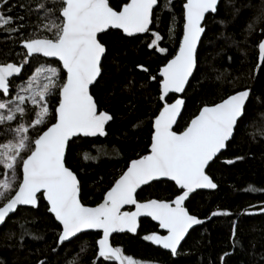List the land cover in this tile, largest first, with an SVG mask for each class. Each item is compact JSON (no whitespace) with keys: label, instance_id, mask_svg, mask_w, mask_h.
<instances>
[{"label":"snow or ice","instance_id":"6c2138e0","mask_svg":"<svg viewBox=\"0 0 264 264\" xmlns=\"http://www.w3.org/2000/svg\"><path fill=\"white\" fill-rule=\"evenodd\" d=\"M219 2L184 0L182 37L175 54L159 69L158 76L151 74L143 64L137 65L148 73L141 87H147L149 80L155 81L159 86L158 99L163 101L153 113L149 151L127 163L104 193L101 203L86 207L79 198L80 181L66 166V156L71 145L81 137H105L106 124L113 119L108 112L99 110L98 101L90 93V89L99 84L98 78H102L106 54V46L98 34L109 29L121 30L127 37L151 32L154 39L148 47L153 52L166 53L167 49L158 44L162 36L150 26L153 23L159 26L164 11H167L169 38H175L179 24L175 4L173 0H164L162 5L159 0H124L122 6L114 9L109 0H38L34 5H19L27 12L26 17L23 13L10 15L15 5H11L10 0H0V34L12 45H20L21 51L17 54L25 63L35 60L38 65L23 86H16L19 91L13 96L10 89L14 80L10 78L18 77L22 68L14 62L0 64V96L8 97L6 102H0V226L17 211L26 210L19 206L38 210L43 202L45 210L56 222V247L52 252H57L66 242L71 243L84 230H99L102 237L97 241L96 264L113 261L135 264L133 258L122 256L120 247L111 246L109 238L113 233H137V218L145 216L157 222L166 235L153 233L143 239L168 250L172 256L183 254L179 246L186 234L195 225L204 223L190 214L185 201L197 189L217 188L207 169L215 163L230 139H235L236 131L247 123L248 104L252 100V88L245 86L219 103L200 108L182 131L177 132L174 128L182 115L185 100L174 98L169 103L167 98L171 93H186V86L190 85V78L198 66V42L205 32L202 22L206 20V14L218 12ZM157 8L161 11L157 12ZM239 11L234 9L237 14ZM32 16L37 24L30 30ZM262 20L264 0L247 22L245 39ZM220 23L223 25L224 21ZM41 29L51 35L37 37L35 33ZM260 34L264 36V29H260ZM232 44L239 47L240 42L232 39ZM256 48L259 60L264 63V39ZM13 51L10 46L5 55ZM40 57L54 59L41 61ZM221 76H217V80ZM128 88L131 91L129 103L134 108L136 93L132 89L135 83L129 82ZM29 103L33 106L31 109L27 108ZM25 118L27 122H23ZM141 126L142 122L137 121L132 125V131ZM93 144L95 154L86 153V160L95 161L104 154L102 144L96 145L95 141ZM112 151L119 150L113 147ZM169 181L174 198H152L144 202L137 198V190H144L141 186L154 188ZM125 205H133L135 211H122ZM221 214L229 215L227 211L211 215ZM18 228L22 233L21 241L25 236L44 240V236L30 230L26 222L18 224ZM14 235L12 232L9 239ZM232 239L233 249L240 246L235 222ZM87 250V246H81L76 254L81 261V254H86ZM232 254L226 252L224 256ZM261 258L264 259V253ZM38 264H51V258Z\"/></svg>","mask_w":264,"mask_h":264},{"label":"trees","instance_id":"16d2710c","mask_svg":"<svg viewBox=\"0 0 264 264\" xmlns=\"http://www.w3.org/2000/svg\"><path fill=\"white\" fill-rule=\"evenodd\" d=\"M37 2L38 0H10V4L15 5L10 15L23 13L27 17V12L19 5H34ZM183 2L184 0H173L179 19L175 38H169L167 11H164L159 26L155 23L151 25L162 36L158 44L167 49L166 53L153 52L148 47L153 39L151 32L143 36L125 37L120 31L110 30L100 35L106 46L102 78H99V84L92 87L90 93L98 101L99 110L108 112L113 119L106 125L105 137L77 139L66 156V166L80 181V200L85 206L98 205L127 163L149 151L153 113L158 111L163 101L158 99L159 86L155 81L149 80L147 87H141L145 84L148 73L137 65L143 64L151 74L158 76L159 69L175 54L182 37ZM109 3L116 9L122 6L124 0H109ZM159 3L162 5L164 0H159ZM249 4L252 6L249 7ZM260 5L261 0H221L218 12L206 16L202 25L205 32L198 48V66L182 97L185 104L175 126L177 132L182 131L186 122L206 104L219 103L227 95L242 90L245 86L252 88L247 123L236 131L235 139L227 143L224 152L207 169L217 188L213 192L198 191L185 201L190 214L204 223L189 232L180 246L183 254L172 256L143 239L145 235L159 231L151 220L142 219L136 234L118 233L110 239L111 246L121 248L122 256L144 264H224L225 260L226 264H264V259L261 258V253H264V211H261L264 209V63L258 65L256 48L257 43L264 38L260 34V29H264V20L245 39L247 22L253 18ZM235 8L240 9L238 14L234 12ZM156 11L161 9L157 8ZM221 21H224L223 25ZM36 24L37 20L32 16L30 30ZM35 35L44 37L51 33L41 29ZM232 39L240 42L239 47L232 44ZM10 46L14 51L5 55ZM20 51L19 44L12 45L0 34V64L14 62L23 66L21 75L13 79L11 94L38 66L35 60L25 63L21 55L17 54ZM40 60L45 59L40 57ZM217 76H221V79L217 80ZM129 82L135 83V88L132 89L136 93L134 108L129 103ZM257 96L260 97L259 100L256 99ZM6 98L0 96V101ZM174 98V95H170L168 102H173ZM54 103L55 101L53 105ZM27 108L32 107L27 105ZM137 121H141L142 126L133 132L132 125ZM23 122H27V118ZM93 141L96 145H103L104 154L95 161L86 160V153L95 154ZM113 147L119 151L113 152ZM237 157L243 159H236ZM171 184L167 182L154 188L146 186L142 188L143 191L138 192L137 198L141 202L152 198L172 199L174 194ZM22 209L26 210L17 211L0 228V264H38L49 258L51 264H96L94 256L100 233L81 234L71 243L58 248L57 252H52V248L56 247V222L45 210L44 203L41 202L38 210ZM224 211L229 215H211L213 212ZM24 222L37 235H43L44 240H33L25 236L21 241L19 237L22 233L18 224ZM233 222L236 223V238L240 241V246L235 249L232 248ZM12 232L15 235L9 239ZM81 246L88 248L86 254H81L82 261L76 255ZM226 252L234 254L224 256ZM109 264L119 263L113 261Z\"/></svg>","mask_w":264,"mask_h":264},{"label":"water","instance_id":"95a60500","mask_svg":"<svg viewBox=\"0 0 264 264\" xmlns=\"http://www.w3.org/2000/svg\"><path fill=\"white\" fill-rule=\"evenodd\" d=\"M221 1V0H220ZM220 3V2H219ZM207 15H209V14H206V16ZM204 22V21H203ZM203 22H202V25H203ZM151 27V26H150ZM183 28V27H182ZM110 30H112V31H120L121 33H122V31L121 30H116V29H109V30H106V32H108V31H110ZM105 32V33H106ZM102 34H104V33H102ZM102 34H98V35H102ZM123 34V33H122ZM124 35V34H123ZM144 34H137L136 36H143ZM203 35V34H202ZM125 36V35H124ZM135 36V37H136ZM125 37H127V36H125ZM202 39V38H201ZM264 39V38H263ZM201 42V41H200ZM200 42H198V48H199V44H200ZM25 52H26V50H24ZM41 58H43V57H41ZM43 59H54V58H43ZM58 63V62H57ZM261 64V61L259 60V58H258V65H260ZM19 66H21V68H22V70H23V66L22 65H19ZM195 71V70H194ZM22 73V72H21ZM21 75V74H20ZM19 75V76H20ZM18 76V77H19ZM18 77H16V76H14V77H12V78H10L11 80H13V79H15V78H18ZM99 79V78H98ZM191 79L192 78H190V81H191ZM186 88H187V86H186ZM91 90V89H90ZM170 95H174L176 98H182L183 97V95H184V93H171V94H169V96ZM183 99V98H182ZM183 107H184V105L182 106V109H181V113H182V111H183ZM179 118L180 117H178V120H179ZM110 122V121H109ZM109 122L106 124V125H108L109 124ZM175 126L176 125H174V128H175ZM81 138H83V137H81ZM231 140V139H230ZM224 150L225 149H223L222 151H221V153L220 154H218V156L219 155H221L223 152H224ZM170 182V181H169ZM172 183V182H171ZM142 188H144V187H146V185L145 186H141ZM216 189V188H215ZM215 189H197V190H195V192L194 193H196V192H198V191H205V192H213ZM140 191V189H138L137 190V192H139ZM194 193H192V194H194ZM192 194H190V195H192ZM79 198H80V196H79ZM102 202V201H101ZM100 202V203H101ZM85 206V205H84ZM20 208H31V206H19ZM86 207H89V206H86ZM93 207H95V206H93ZM122 211H135V207L133 206V205H125L122 209H121ZM142 219H149V220H151V218L150 217H145V216H141V217H138L137 218V231H138V228H139V222L142 220ZM152 221V220H151ZM203 221V220H202ZM155 225H157L158 226V224H157V222H155V221H152ZM203 224V223H202ZM201 224V225H202ZM201 225H195L192 229H194V228H197V227H199V226H201ZM2 226H0V228H1ZM192 229H190L189 230V232L192 230ZM158 231H159V233H155V234H161V235H166V232L164 231V230H162V229H160L159 227H158ZM84 233H100V238L102 237V231H99V230H92V229H89V230H84L82 233H79L78 234V236L79 235H81V234H84ZM122 233H129V232H120V234H122ZM116 234H118V233H113V234H111V236H110V238L109 239H111L114 235H116ZM129 234H136V233H129ZM189 234V233H188ZM188 234H186V237H187V235ZM74 239V238H73ZM72 239V240H73ZM67 243V242H66ZM149 243L151 244V245H153L150 241H149ZM183 243V241L181 242V244ZM111 245V244H110ZM154 247H158V248H160L158 245H153ZM98 247V246H97ZM180 247V246H179ZM162 251H165V252H168V253H170L168 250H165V249H162V248H160ZM178 250H179V248H178ZM118 263H119V261H117Z\"/></svg>","mask_w":264,"mask_h":264},{"label":"rangeland","instance_id":"374dc122","mask_svg":"<svg viewBox=\"0 0 264 264\" xmlns=\"http://www.w3.org/2000/svg\"><path fill=\"white\" fill-rule=\"evenodd\" d=\"M153 39H154V36H153ZM51 66H52V65H51ZM32 73H33V72H32ZM31 75H32V74H31ZM31 75H30V76H31ZM30 76H29V77H30ZM29 77H28V78H29ZM28 78H27V79H28ZM27 79H26V80H27ZM23 85H24V83L20 84L19 86H23ZM18 91H19V88L17 87V89L15 90V92H13L12 95L15 96L16 93H17ZM7 100H8V97H7L6 99H3V100L0 101V102H6ZM28 105L31 106V107H33V106L31 105V103H29ZM135 264H144V263H138V262H135Z\"/></svg>","mask_w":264,"mask_h":264}]
</instances>
